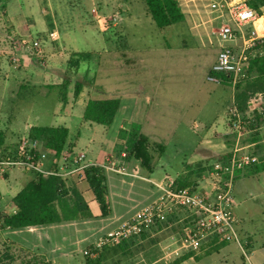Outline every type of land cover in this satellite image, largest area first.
<instances>
[{
  "label": "crops",
  "instance_id": "1",
  "mask_svg": "<svg viewBox=\"0 0 264 264\" xmlns=\"http://www.w3.org/2000/svg\"><path fill=\"white\" fill-rule=\"evenodd\" d=\"M4 1L7 5L10 0ZM62 1L64 0H26L24 5L25 12H31L30 7L34 5L36 9L39 8L38 11H41L39 5H42V3H44L43 6L45 10L48 11V17L43 16L42 12H38L37 15L35 14V17H27L34 20V23L30 22L23 25L21 23V18L24 14L15 16V19L14 16H9V20L14 26V29L19 30V28H21L20 26H25L23 32L26 31L29 33V28H35L37 29L36 34H41L39 38H34L31 33H29L30 35H23L21 37L22 40L31 37L32 39L34 38L33 40L39 41L41 49L35 55L39 57L38 61L33 57L27 56L29 59L31 58L30 60L32 63L36 64V67H31L27 59H24L22 60L23 62L26 60L24 63H21V60H19L20 68L15 71H18L21 78H23V83L24 81L38 83L42 85L45 90L50 89L58 91L61 108L56 112V116L60 117L61 121L58 125L46 126L63 127L68 131L66 144L61 153V157L58 158V164L67 154H83L86 162L95 164H102L107 157L111 156L117 161L124 163L129 171H137V176H122L111 171H103L104 175L108 172L115 176L111 182H109L105 176L107 186L106 200L109 208V215L106 217H101L100 209L85 180L84 174L71 176L65 183L66 185L69 184L76 188L87 205L90 217L15 230L3 228L1 223L0 255L3 253L4 249L11 248L27 253L31 256V259L33 257L43 258L50 264H55L63 260L70 262L71 260H76L79 255H82L84 264H86L84 254L91 245L93 248L101 237L118 229L123 223L130 220L139 210L157 198L156 190L158 191V189L153 184H158L162 182L165 177H168L175 179L178 185L182 187L188 186L186 185L188 181H193L192 184H197L201 188L209 187L210 180L209 182L207 181L205 187L203 185L204 181L196 179L195 174L191 173V171L199 169L203 174L208 176V173H206L208 172L206 169L207 165H209L213 159L224 158L232 150L234 143L231 140H227L233 133L231 122L228 120L227 111L233 104L234 94L231 89L228 101L217 113V118H224V121L221 122V126L210 132L213 133L214 137L213 139L211 138L210 142L212 144L208 147L216 149L212 154H204L198 152L197 148H191L189 149L191 151L187 157L183 155L181 158L179 150L175 145L172 152L168 154V147L160 144L161 139L155 138L156 135L154 132L146 133L145 128V124L147 123L157 128L165 116L171 115L161 108H169L170 110L171 106V110L178 113L175 102L169 101L171 97L164 92V89L170 85L164 83L168 78V70H164L163 73L158 74V79L154 82L143 83L139 81L138 85L140 86H134L131 95L120 94L122 91L119 89L120 86L129 82L126 76L128 74L124 72V70L128 69L130 66H136L135 63L142 59V57L139 56V52L148 54V56H146L148 57V61H152L156 55H158L162 61H167L173 58L177 52L179 53L178 56L183 60L182 62H187L190 58L188 56L193 55L195 56L193 65H197L200 68H208V70H210L211 65L216 60L217 52L222 46H218L217 43L214 45L212 40L213 38H218L215 36L214 31L221 22L220 15L210 8V3L214 2V0H176L183 15L182 21L172 25L171 29L166 34L159 33L161 35L160 37L164 39L163 45H160L157 49L154 47H145L146 50L143 51H138V47L129 44V34L127 33L128 25L132 27L141 26V19L138 17L139 15H137L140 10H142L141 12L145 19H150L146 7L140 4L142 0H87L89 4L85 10L83 9L82 15L84 16L81 15L83 27L90 28L93 24L94 26L96 25L97 31L105 34L106 29L101 26L103 18L109 17L110 19H116V21L112 23L114 27L113 33L111 35L108 34V37L102 35L99 38L105 44L104 50L110 54L109 60H111V68L114 65L115 80L113 85L114 91L112 92L103 89L100 83L101 79L97 81V69H100V65L98 64L99 60L96 58L98 52H91L92 50L81 51L76 48L70 49V44L65 42L62 33L58 30V15L56 12L61 8ZM15 2L18 8H20L19 4H21V8L23 7V3L17 2V0H15ZM66 5L70 10L72 9L70 3L67 4L66 2ZM139 7L141 8L140 10H138ZM109 10H111V13ZM40 14L42 15L41 17ZM120 21H122L121 24ZM120 27H122L121 30ZM106 41L111 42L110 47H106ZM154 52H156V55H154ZM80 53L88 54V59L81 61L76 69L69 70L67 62L70 56ZM105 68L109 67L106 66ZM142 69L145 70L147 75L152 77V68H147V65H145ZM103 71L105 72L106 70L104 69ZM106 75L108 74H105V76ZM65 82H67V85L63 88L62 85H64ZM76 83L81 84V90L77 96H74V87ZM141 86L147 88H145L147 93L144 98L138 99L136 91H138ZM200 87L201 86H197L196 91L199 92ZM62 92H65L64 101L61 100ZM112 98L119 100V106L110 126L105 127L83 119V112L89 99ZM258 100L263 102L264 95H259ZM188 106L189 105H187V107ZM251 109L258 113L262 112H260L261 109H258L254 104H251ZM75 120L80 121V123H82L81 126L87 125L92 127V124H96L102 127L100 129V137L97 139H90L86 149H77L76 143L78 134L71 135L70 124ZM262 121L264 123V118L261 119V122ZM263 123L261 126H264ZM133 124L140 126V132L147 137L151 148L157 144L164 147V151L161 155L153 151L151 152L153 159L152 170L150 172L140 168L138 163L133 159H126L122 134L127 133L130 126ZM33 126L38 125H27L26 132L22 134L21 139H29L28 132ZM259 126H257L258 129L261 128V126ZM251 131H253V129L246 131L242 137H245L251 133ZM208 137L207 134L204 135L200 143L206 141ZM248 140L250 142L245 143L244 146L254 147L260 143H264V139H260L261 141H259V139L254 137H250ZM260 154L261 153H259V155ZM52 159H54V157L48 155L44 162L45 168L51 169L54 167V160ZM156 160L157 163L155 164ZM256 164H258L256 166L264 167V165H260L259 162ZM159 167L160 169H158ZM253 168L254 166H250L245 172L237 174L233 186L234 189L240 190V188L236 186L238 183L242 184V187L245 188L246 180L244 179L248 175L254 179L253 182L255 183H259L262 180L264 169L255 172L252 171ZM167 169L175 170V174L169 175ZM12 171H14V168L0 176V181L2 183L6 181L5 186L2 189L0 188V216L12 215L16 212L14 205L11 203L12 198L37 175L30 170L16 169L17 172H15L10 179L9 176ZM160 171H162V174ZM3 193L11 194L7 196L8 198L6 201L3 200ZM95 203L97 204L96 210L93 209ZM117 208L121 210L120 213L117 212ZM170 227L169 225H164L158 228H151L141 236V238L145 237L146 240H150L151 245L149 251L151 258L148 262L149 264H173L174 262H177L175 264H196L200 260V257H205L213 253L220 257L218 260L220 264H264V243L255 246L253 233L249 231L250 229L245 225L243 220L239 219L236 231L239 238L245 243L246 257L242 254L239 246L233 242L211 240L206 242V246L199 244L198 248L191 247L189 250H187L188 248L183 242L180 245L177 244L178 239L175 240L174 237V241L171 237H168L167 239H161L160 242L155 243V241H157L156 238L162 237L164 234L171 231ZM172 227L178 228V226ZM177 230L179 232V229ZM134 240L135 239L123 243L121 242L119 247L124 249L126 243L135 242ZM232 244L235 246H231ZM235 251L236 259H231ZM186 254H191V257L179 261V259ZM30 261H33V259ZM20 264H22V262H20ZM23 264H28V262H24Z\"/></svg>",
  "mask_w": 264,
  "mask_h": 264
},
{
  "label": "rangeland",
  "instance_id": "2",
  "mask_svg": "<svg viewBox=\"0 0 264 264\" xmlns=\"http://www.w3.org/2000/svg\"><path fill=\"white\" fill-rule=\"evenodd\" d=\"M17 2L23 3V7L21 8V4H19L20 8H18L15 0H10L7 5L4 0H0V130L5 134V153L15 150L14 148L17 147L20 142L22 134L26 132L27 125L54 126L58 125L61 121L60 117L56 116V112L61 108L58 91L50 89L45 90V88L38 83H29L25 81L23 83V78H21L18 71H15L20 68L19 60H21V63H24L26 61L23 62L22 60L24 59H27V62L31 67H36V64L32 63L30 60L32 57L28 53L27 44H29L34 38L41 37V34H36L37 29L29 28V33H31L34 38L32 39L31 37H28L26 40H22L21 37L23 35H28L29 33L26 31L23 32L25 26H20L21 28H19V30L14 29V26L9 20V16H14L15 19V16L24 14L25 16H22L21 23L25 25L30 22L34 23V20L29 18L35 17V14L37 15L38 12H42L43 16L48 17V11L45 10V7L43 6L44 3H42V5H39L41 11H38L39 8L36 9V6L34 5L30 7L31 12L27 13L24 9L26 0H17ZM66 2L67 4H71V10L66 5ZM61 3V8L56 12L58 15L57 28L60 33H62L65 42L70 44V49L76 48L81 51H97L98 55H96V58L99 60L98 64L100 65V69H97V81L101 79L100 83L105 91H114V65L111 68V60H109L110 54L104 50L105 44L99 38L102 35L108 37V34L111 35L113 33L114 27L112 26V23H114L116 19H110L109 17L103 18L101 26L106 29V33L104 34L103 32L97 31L96 25L94 26L92 24L94 27L90 26V28L82 26L81 15L83 14V9L85 10L89 4L87 0H64ZM140 4L145 7L143 0ZM140 9L141 8L139 7L138 10ZM2 11L5 13H2ZM109 11L111 13V10ZM141 11L142 10L137 13V15H139L138 17L141 19V26L132 27L131 25H128L127 27L129 44L138 47V51L146 50L145 47H154L157 49L160 45L164 44V39L160 37L161 35L154 22L151 21V18L145 19ZM42 15L40 14V17ZM121 22L122 21H120V24ZM121 29L122 27H120V30ZM212 40L214 45L217 43L218 46L228 45L230 43L222 42L219 38H213ZM110 45L111 42L106 41V47H110ZM178 54L179 53L176 52L173 58H170L167 61H162V59L156 55V52H154V55H156L155 58H153L152 61H148V57H146L148 54L139 52V56L142 57V59L135 63L136 66H128L129 68L124 70V72L128 74L126 76L129 82L120 86L119 89L122 90L120 94L131 95V91L134 90V86H137L139 81H142L143 83L154 82L158 79V74L163 73L164 70H168V78L164 83L170 85L164 89V92L171 97L169 101L175 102L178 113L171 110V106L170 110L169 108H161L171 115L165 116L157 128H154L150 123L145 124L146 133L154 132L156 135L155 138L161 139L160 144L168 147V154L172 152L175 145L179 150L181 158L183 155H185L184 157H187L191 151L189 149L191 148H197L198 152L209 155L216 150L215 148L208 147L212 144L210 142L211 138L213 139L214 137L213 133L210 132H212L213 129L220 127L221 122L224 121L223 117L217 118V113L228 101L231 88L226 85H218L208 82L206 77L209 70L208 68H200L197 65H193L195 56L189 55V60H187V62H182L183 60ZM27 56L31 58L29 59ZM13 57L18 59V61L13 62ZM33 58L37 59L36 61L39 59L38 56H33ZM145 65H147V68H152V77L147 75L145 70L142 69ZM106 66L109 68H105ZM104 69L106 70L105 72L103 71ZM105 74L108 75L105 76ZM197 86H201L199 92L196 91ZM141 88L139 87L138 91H136L138 99L144 98L147 93L145 90L146 87L144 88V86H141ZM232 91L234 94L235 90ZM258 99L259 95L252 98L250 103L256 105L258 109H261V112L262 108H264V101L260 102ZM187 105L189 106L187 107ZM229 119L230 116L228 115V120ZM262 123L263 121H260L257 126H261ZM81 124L82 123L78 120H75L70 124L71 135L78 134L76 143L77 149H86L90 139H97L100 137V129L102 127L96 124H92V127L87 125L81 126ZM257 126L245 137L237 138L236 133L233 132L227 140H231L234 145L238 143V146H244L245 143L250 142L248 140L250 137L257 138L261 141L260 139H264V126L262 125L259 129ZM243 132L246 133V131ZM206 134L209 136L208 139L200 143L201 138ZM247 150L258 156L260 165H264V143L249 147ZM259 153L262 155H259ZM156 163L157 160L155 164ZM16 169L22 168H14V171L10 173V179L12 178V175L17 172ZM158 169H160V167ZM245 171L246 169L244 172ZM160 172L162 174V171ZM167 173H169V175H174L175 170L167 169ZM191 173L195 174L196 179L203 180V185L206 187L207 181L209 182L210 177L203 174L199 169H195L194 171H191ZM105 176L109 182L115 178L112 173L108 172L105 173ZM249 176L250 175L246 176L244 179L246 180L245 188L239 183L236 186L240 188V190L233 188L235 200L233 211L238 222L239 219L243 220L245 225L250 229L249 231L253 233V240L256 246L264 243V175L259 183L253 182L254 179ZM192 182L188 181V184L186 185L190 187L197 186V184L194 185ZM5 184L6 181L3 183L0 181V188L2 189ZM10 195L11 194L5 193L3 200L6 201L8 198L7 196ZM158 196L159 192L156 190V197ZM93 209H97L96 203L95 206H93ZM116 210L118 213L121 211L119 208ZM170 229L171 231L164 234L162 237L156 238L157 241H155V243L160 242L161 239L163 240L171 237L173 241L174 238L175 240L178 239L177 244L180 245L182 240L181 232H178L177 230L179 229V226L178 228L170 227ZM134 241L135 242L126 243L124 249L119 247L121 240L117 243H111L104 246L100 251H97L96 249L94 250L91 245L89 248H92L90 249V258L93 260L92 263L149 264L148 262L151 258L149 251L151 245L150 240H146L145 237H142L137 238V240L135 238ZM201 244L203 246L207 245L204 242H201ZM231 246L235 245L232 244ZM187 248V250H189L191 247ZM5 250L12 255V264H20V262L23 264L24 262L32 260L31 256L23 251L8 248L4 249L3 252H5ZM235 256L236 251L233 253L231 259H236ZM1 258L2 257L0 256V259ZM199 259L200 260L196 264H220L218 261L220 257L215 253L200 257ZM68 262L69 261L63 260L58 261L55 264H84L82 255H79L76 260ZM0 264H7V261H4L2 258Z\"/></svg>",
  "mask_w": 264,
  "mask_h": 264
},
{
  "label": "built area",
  "instance_id": "3",
  "mask_svg": "<svg viewBox=\"0 0 264 264\" xmlns=\"http://www.w3.org/2000/svg\"><path fill=\"white\" fill-rule=\"evenodd\" d=\"M210 8L221 18L214 31L215 36L222 42L230 43L219 48L206 80L234 90L247 76L249 62L258 56L254 46L257 40L264 38V9L255 11L247 5L246 0H214ZM27 46L31 57L41 49L38 40H32ZM12 61L17 62L18 59L13 57ZM227 112L232 131L237 138L242 137L243 118L233 104ZM36 147L35 140L21 139L11 155L0 158V176L12 168H22L42 177L55 176L66 181L73 175L84 174L85 168L89 166L122 176H137V171H129L124 163L111 156L102 164H95L86 162L83 154H67L55 168L47 169L44 162L48 155H52L38 151L34 157ZM247 148L249 146H238L236 143L224 158L213 160L207 165L209 187H182L175 179L168 177L153 184L159 196L118 229L101 237L94 245V250L100 251L104 246L120 240H137L151 228L169 225L179 226L181 240L187 247L198 248L201 242L216 239L237 244L246 257L245 243L236 231L238 220L233 211V186L237 174L259 162L258 156Z\"/></svg>",
  "mask_w": 264,
  "mask_h": 264
},
{
  "label": "trees",
  "instance_id": "4",
  "mask_svg": "<svg viewBox=\"0 0 264 264\" xmlns=\"http://www.w3.org/2000/svg\"><path fill=\"white\" fill-rule=\"evenodd\" d=\"M143 2L148 15L160 34H166L172 25L183 19L176 0H143ZM246 3L257 12L264 9V0H246ZM254 51L258 56L249 62L247 76L234 89L233 105L244 120L242 131L255 128L264 118V108L261 113H258L251 109L250 104L252 98L264 94V38L255 42ZM88 57V54L82 53L71 55L67 62L68 69H76L79 63L88 59ZM66 85L67 82L62 85L63 88ZM80 90L81 84L76 83L74 96H77ZM64 99L65 92H62L61 100L64 101ZM118 106L119 100L116 98L89 99L83 112V119L108 127L112 124ZM67 134V129L63 127H31L28 138L37 142L36 150L33 152L34 157L37 156L38 151L49 153L54 157L53 168H55L65 147ZM122 136L126 159H133L140 168L150 172L153 159L151 152L161 155L164 147L157 144L151 148L147 137L140 132V126L137 124L131 125L128 132L122 134ZM4 143L5 134L0 130V158L9 156L14 151L5 153ZM252 166H254L252 171L255 172L264 169L263 166H256V164ZM84 176L98 204L101 217L108 216L107 186L103 170L97 166H89L85 168ZM65 182V180L55 176L42 177L36 175L12 198L11 203L14 205L16 212L12 215L0 216L2 227L15 230L90 217L87 205L76 188L69 184L66 185ZM121 242L125 241L122 240ZM90 249L92 248H88L84 254L86 264H93V260L90 258ZM0 256L4 261H7V264H12L13 257L6 250ZM188 257H191V254L182 256L179 261ZM32 259L33 261H29L28 264H50L43 258L33 257ZM175 263L177 262L173 264Z\"/></svg>",
  "mask_w": 264,
  "mask_h": 264
}]
</instances>
